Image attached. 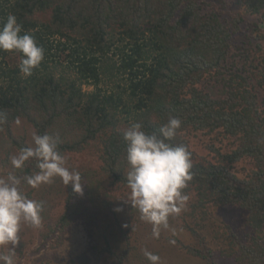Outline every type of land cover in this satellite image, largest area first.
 I'll return each instance as SVG.
<instances>
[{"label": "trees", "instance_id": "16d2710c", "mask_svg": "<svg viewBox=\"0 0 264 264\" xmlns=\"http://www.w3.org/2000/svg\"><path fill=\"white\" fill-rule=\"evenodd\" d=\"M213 1L0 0V18L15 15L44 49L27 77L19 53L0 51V162L12 167L11 152L29 147L14 134L19 120L38 134L58 133L62 155L92 149L99 159L97 169L80 171L89 207L68 185L41 248L55 236L60 245L83 216L94 251L109 264H150L143 250L160 256L166 244L206 264H264V0H232L228 16ZM169 116L182 121L171 143L191 152L193 179L185 209L154 239L152 226L125 202L122 133L140 122L158 134ZM199 133L213 136L211 154L198 151L192 136ZM223 141L228 149L216 147ZM36 171L30 159L11 174L23 189V177ZM221 206L243 211L240 232L215 221ZM176 229L189 233L188 244L170 234Z\"/></svg>", "mask_w": 264, "mask_h": 264}, {"label": "clouds", "instance_id": "9594fccd", "mask_svg": "<svg viewBox=\"0 0 264 264\" xmlns=\"http://www.w3.org/2000/svg\"><path fill=\"white\" fill-rule=\"evenodd\" d=\"M0 51L20 54L18 67L25 77L32 75L44 60L43 47L24 31L13 14L0 18ZM0 123H3L2 114ZM181 124L180 118L169 116L158 134L146 131L140 122H131L122 133L128 165L129 198L125 202L138 211L141 221L152 226L154 239L160 237L162 229L169 228V217L179 215L189 199L184 190L193 179L192 154L186 145L171 143ZM60 143L58 133L41 135L33 131L32 146L19 149L10 158L11 165L20 170L30 159L36 161L38 171L23 177V183L33 189L51 184L58 177L64 186L71 185L74 193L82 194V175L69 169L67 158L58 150ZM21 185V178L15 175L0 178V249L8 250V254L0 253V264H14L22 225L38 229L42 223L43 202L29 199ZM143 256L150 264H161L160 256L147 249L143 250Z\"/></svg>", "mask_w": 264, "mask_h": 264}, {"label": "rangeland", "instance_id": "374dc122", "mask_svg": "<svg viewBox=\"0 0 264 264\" xmlns=\"http://www.w3.org/2000/svg\"><path fill=\"white\" fill-rule=\"evenodd\" d=\"M215 8H219L224 16H228L235 9L232 7V0H214ZM107 80V76L104 75ZM85 90H92V87L86 86ZM207 90L215 97L217 88L210 85ZM14 134L18 138H24L25 144L32 146V133L35 129L25 122L19 120L13 127ZM193 142L198 146V151L203 154H211L208 146L214 143L213 136H206L203 133L192 136ZM226 145L227 149L230 142L226 141L222 144H217L216 147ZM7 148L8 146L5 145ZM12 149L14 147L12 146ZM5 150L2 149L1 157L6 156ZM18 152L14 149L11 154L14 156ZM67 158V166L69 169L76 171L97 169L99 167L98 155L90 149L88 151L74 154L68 153L64 155ZM11 158V157H10ZM241 165V164H240ZM239 165V166H240ZM13 171V167L5 168L3 162H0V178H7ZM68 186H64L61 180L57 177L51 184H42L39 188L33 189L30 186L24 187L25 194L30 193L29 199L42 201L44 204L42 215V223L38 229H34L28 225H22L19 232L20 242L15 248V255L13 256L14 264H41L42 262L59 263L62 261L75 260L77 264H109L104 260V257L96 253L93 249L94 241L89 236L87 225H85L83 216L72 227V229L61 238L60 245L57 244V236L52 237L43 248L41 243L43 241L42 234L47 232V225L54 224L59 216L63 213V203L65 194L68 192ZM76 201L80 202L85 207H89L85 195L77 194ZM213 217L217 223H224L230 226L234 232H240L244 223V213L236 206H221L213 211ZM213 219L208 221L210 226H215ZM217 229L214 228V230ZM174 234L179 240L188 244L191 237L189 233L182 229L169 231ZM11 247V245H9ZM0 253L8 254L7 248L0 249ZM161 264H206L202 259L193 257L185 253L177 245H168L162 249L160 248Z\"/></svg>", "mask_w": 264, "mask_h": 264}]
</instances>
